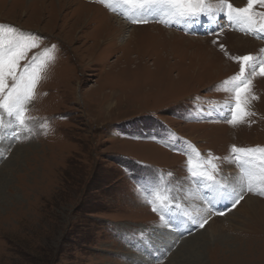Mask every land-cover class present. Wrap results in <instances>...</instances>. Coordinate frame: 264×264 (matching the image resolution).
Here are the masks:
<instances>
[{"label":"rangeland","instance_id":"obj_1","mask_svg":"<svg viewBox=\"0 0 264 264\" xmlns=\"http://www.w3.org/2000/svg\"><path fill=\"white\" fill-rule=\"evenodd\" d=\"M211 7L215 19L177 24L118 0H0V25L41 38L21 66L56 46L28 106L31 132L0 138V264H264L258 184L232 207L187 170L190 144L219 157L215 175L230 189L242 176L232 146L264 148V75L251 76L253 115L235 127L224 84L236 57H264V33ZM110 16L130 23L116 41ZM157 187L173 198L163 220L149 203Z\"/></svg>","mask_w":264,"mask_h":264},{"label":"snow or ice","instance_id":"obj_2","mask_svg":"<svg viewBox=\"0 0 264 264\" xmlns=\"http://www.w3.org/2000/svg\"><path fill=\"white\" fill-rule=\"evenodd\" d=\"M106 2V0H101ZM119 3L129 6L132 13L137 15L163 14L170 18L171 23H195L201 16L215 19V13L211 7L212 3L220 5L215 11L222 12L229 22L244 26L246 34L259 35L264 33V14L254 11L255 6L264 4V0H246V6H234L228 0H118ZM126 18H130L127 13ZM133 23H147V19L132 18ZM264 38V36H261ZM41 38L32 33H24L12 25H0V138L5 135V129L16 127L31 132L29 122L33 119L28 115L29 105L36 99L37 88L42 80L46 79L45 73L50 64L56 60V46L45 47L41 53L35 54L29 63L21 66V61L27 59L28 52L34 48H40ZM235 60L241 65L240 71L229 81L227 86L232 85L230 91L234 100L233 103L225 104L234 115L227 122L234 127L244 123L246 117L253 115L249 110L251 100L258 99L252 94L251 76L257 73L264 75V57L254 62L252 55L236 57ZM11 81V84L9 83ZM225 91H229L227 87ZM7 117V119H6ZM48 129L47 122L41 125ZM188 151L187 170L189 175L202 181L215 196L231 199L232 207H235L241 199L243 192H253L254 182L258 184L261 191L254 194L264 195V148H241L232 146L231 153L242 171L240 184L229 186L217 179L215 173L219 166L213 161L219 157L209 156L203 158L190 144ZM168 175H171L169 173ZM215 198V197H214ZM170 190L167 188H155L152 190V210L161 214L164 219V209L170 207L172 202ZM213 201H209L212 203ZM159 205V207L157 206ZM224 215V212H218ZM207 219L200 221L199 226L203 227Z\"/></svg>","mask_w":264,"mask_h":264},{"label":"bare ground","instance_id":"obj_3","mask_svg":"<svg viewBox=\"0 0 264 264\" xmlns=\"http://www.w3.org/2000/svg\"><path fill=\"white\" fill-rule=\"evenodd\" d=\"M241 7H243V4H241ZM117 16H119V15H117ZM116 18V16H114V18L112 17V16H110V19H111V21H109L110 23H113L114 25L116 24L117 25V27H119L120 28V30L121 31H124V30H126L127 29V27H129L130 26V23L129 22H127V21H124L123 19H120L119 18V20H118V18H116V21H114L113 22V19H115ZM122 18V17H121ZM165 20V19H164ZM166 21V20H165ZM153 27V26H152ZM151 27V28H152ZM197 27V26H196ZM157 29H159V27H155V29L154 30H157ZM158 32L159 33H163L164 34V31L163 30H158ZM161 35V34H160ZM175 36V35H174ZM126 38L128 37V35H126L125 36ZM215 37H217V36H215ZM131 39H132V37H131ZM234 42H236V43H238V44H248V41L246 42V41H243V40H241V38L240 37H237L235 40H234ZM233 42V43H234ZM232 45V44H231ZM174 46V45H173ZM232 46H235V45H232ZM192 48V47H191ZM261 48V47H260ZM207 49V48H206ZM185 51H187L186 49H185ZM190 51V50H189ZM188 52V51H187ZM213 53H214V51H212ZM209 55H211L210 54V51H209ZM214 55V54H213ZM212 55V56H213ZM254 55V54H253ZM204 56V55H203ZM208 57V56H207ZM206 57V58H207ZM215 57V56H214ZM210 58V57H209ZM207 60V59H206ZM214 61H215V59H214ZM208 64H209V62H208ZM207 65V64H206ZM215 74V73H214ZM218 75V74H217ZM182 86V85H181ZM2 260V259H1ZM0 260V261H1ZM5 260H6V258H5Z\"/></svg>","mask_w":264,"mask_h":264},{"label":"crops","instance_id":"obj_4","mask_svg":"<svg viewBox=\"0 0 264 264\" xmlns=\"http://www.w3.org/2000/svg\"><path fill=\"white\" fill-rule=\"evenodd\" d=\"M83 6H84V10H82L83 12H82V17L81 18H83V19H85V16L87 15H84V13H85V10H86V8H88L87 6H85L84 4H83ZM109 21H111V19L109 18L108 19ZM86 22V21H85ZM87 22L89 23V19L87 20ZM109 24H112V25H110V26H108V29H106V32H108V31H111L112 33H114V35L112 36V38L114 39V38H117V36H118V38H117V40H119L120 39V35H119V30H120V28L119 27H117V26H115L113 23H110L109 22ZM105 30V29H104ZM118 34V35H117ZM115 41H116V39H114ZM109 105H111V103L109 104ZM108 106V105H107ZM110 107V106H109Z\"/></svg>","mask_w":264,"mask_h":264}]
</instances>
